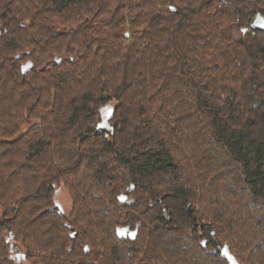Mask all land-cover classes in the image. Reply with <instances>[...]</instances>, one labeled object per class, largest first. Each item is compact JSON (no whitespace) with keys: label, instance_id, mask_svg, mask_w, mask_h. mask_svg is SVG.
<instances>
[{"label":"trees","instance_id":"16d2710c","mask_svg":"<svg viewBox=\"0 0 264 264\" xmlns=\"http://www.w3.org/2000/svg\"><path fill=\"white\" fill-rule=\"evenodd\" d=\"M258 13L0 0V264H264Z\"/></svg>","mask_w":264,"mask_h":264},{"label":"rangeland","instance_id":"374dc122","mask_svg":"<svg viewBox=\"0 0 264 264\" xmlns=\"http://www.w3.org/2000/svg\"><path fill=\"white\" fill-rule=\"evenodd\" d=\"M56 199L62 204L64 209H68L70 207V197L68 195V192L63 189L59 188L56 193ZM76 236V235H75ZM13 241V240H12ZM11 243H9L10 245ZM16 245V244H15ZM9 250L11 252V256L15 259L17 264H29L26 259H24V248L22 245H18V247L14 248L9 247Z\"/></svg>","mask_w":264,"mask_h":264},{"label":"water","instance_id":"95a60500","mask_svg":"<svg viewBox=\"0 0 264 264\" xmlns=\"http://www.w3.org/2000/svg\"><path fill=\"white\" fill-rule=\"evenodd\" d=\"M261 25H264V17L262 16L261 13H258L252 20L250 27L251 29H255V30H262L264 29V27H262ZM126 197V194L122 193L118 196L119 201L122 202L124 200V198ZM76 233L73 232L72 236H75ZM222 253H226V249L225 247L222 248Z\"/></svg>","mask_w":264,"mask_h":264},{"label":"flooded vegetation","instance_id":"af4514ba","mask_svg":"<svg viewBox=\"0 0 264 264\" xmlns=\"http://www.w3.org/2000/svg\"><path fill=\"white\" fill-rule=\"evenodd\" d=\"M127 196H128V195H126V197L124 198L125 200H127Z\"/></svg>","mask_w":264,"mask_h":264},{"label":"snow or ice","instance_id":"6c2138e0","mask_svg":"<svg viewBox=\"0 0 264 264\" xmlns=\"http://www.w3.org/2000/svg\"><path fill=\"white\" fill-rule=\"evenodd\" d=\"M262 27H264V25H261Z\"/></svg>","mask_w":264,"mask_h":264}]
</instances>
